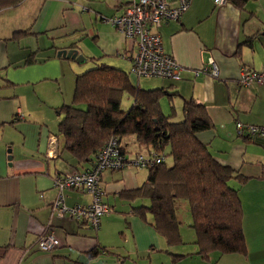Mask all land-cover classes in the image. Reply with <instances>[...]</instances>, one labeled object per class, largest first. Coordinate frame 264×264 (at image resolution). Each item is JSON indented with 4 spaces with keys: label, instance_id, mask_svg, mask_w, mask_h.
Instances as JSON below:
<instances>
[{
    "label": "crops",
    "instance_id": "obj_1",
    "mask_svg": "<svg viewBox=\"0 0 264 264\" xmlns=\"http://www.w3.org/2000/svg\"><path fill=\"white\" fill-rule=\"evenodd\" d=\"M131 1L22 0L0 8V264H264V137L240 136L236 126L242 122L264 127V81L249 87L238 82L243 68L264 73V0H248L242 6L231 0L222 5L192 0L179 20L157 29L165 52L183 67L182 79L143 77L157 79L148 88H162L173 105L180 102L183 107L184 100L195 99L207 107L213 128L199 133V139L216 160L246 179L230 184L242 202L247 253L215 251L203 258L194 232L183 228V243L169 247L136 213L149 202L125 195L147 181L148 168L128 166L103 173L109 211L99 231L71 216L52 214L58 197L55 177L90 169L95 161L93 156L79 163L58 133L61 116L56 109L72 103L81 74L77 61L58 57V52L74 48L87 62L123 70L129 63L131 68L136 44L104 21L121 14ZM88 38L98 55L82 53ZM211 60L219 76L196 75ZM53 111L57 120L40 118ZM121 145L129 159L147 153L135 135L122 138ZM91 199L86 192L65 191L70 207L88 205ZM45 232L60 241L52 251L37 246ZM171 255L183 257L175 261Z\"/></svg>",
    "mask_w": 264,
    "mask_h": 264
},
{
    "label": "trees",
    "instance_id": "obj_2",
    "mask_svg": "<svg viewBox=\"0 0 264 264\" xmlns=\"http://www.w3.org/2000/svg\"><path fill=\"white\" fill-rule=\"evenodd\" d=\"M21 1L0 0V8ZM231 1L242 6L248 0ZM125 94L134 100L127 111L122 108ZM164 95L162 88H140L122 68L96 64L77 75L72 103L56 109L61 116L58 133L64 138L65 149L82 163L93 156L96 160L99 150L112 138L121 144L122 138L135 135L147 153L165 154L167 150L172 163L168 165L165 159L148 168L147 181L125 192L131 199L149 201L136 213L173 247L183 243L178 208L184 200L191 213L190 227L199 255L208 259L215 251L246 254L242 202L239 190L230 184L232 180L245 183L246 179L216 160L199 139V133L213 128L207 107L195 99L184 100L183 119L173 121L162 110ZM121 150L126 155L122 145Z\"/></svg>",
    "mask_w": 264,
    "mask_h": 264
},
{
    "label": "built area",
    "instance_id": "obj_3",
    "mask_svg": "<svg viewBox=\"0 0 264 264\" xmlns=\"http://www.w3.org/2000/svg\"><path fill=\"white\" fill-rule=\"evenodd\" d=\"M222 5L226 0H214ZM192 0H177L170 4L166 0H132L123 12L104 21L111 23L127 40L136 44L137 52L132 57L130 75L138 82L139 79L163 78L178 81L182 79L183 67L177 60L166 53L160 33L157 29L169 21H177L189 8ZM126 57L127 54H121ZM219 76V68L214 60L196 72ZM264 73L243 68L238 82L242 87L254 83H262ZM237 132L243 135H260L264 137V127L237 122ZM165 154L139 153L129 159L122 153L117 138H112L96 155L94 165L87 170L72 171L55 177L54 186L58 189V197L52 204V214L65 217L71 216L80 222H86L93 230L99 231L102 219L108 213L109 206L104 202L105 188L102 181L103 173L108 170H123L128 166L150 168L164 162ZM66 190H78L91 195L88 205L70 207L65 202ZM60 245L59 239L51 232L43 233L37 242L42 251H52Z\"/></svg>",
    "mask_w": 264,
    "mask_h": 264
},
{
    "label": "rangeland",
    "instance_id": "obj_4",
    "mask_svg": "<svg viewBox=\"0 0 264 264\" xmlns=\"http://www.w3.org/2000/svg\"><path fill=\"white\" fill-rule=\"evenodd\" d=\"M91 38V37H90ZM92 40V39H91ZM88 39L85 40L86 43L83 44L81 50H82V53H84L85 55L87 56H96L99 54V51L97 50L96 47H91L89 46L88 44H90L92 41ZM88 43V44H87ZM94 46V45H92ZM83 56V59L82 60H86V57L81 54ZM116 58H120L119 56H116ZM116 58H112L114 59L113 61H116ZM78 66L79 68H81V73H83L84 71L92 68V67H95L96 66V63L89 60L88 62L85 61V63H80L78 62ZM112 63V62H110ZM109 65H112L113 64H109ZM129 63L125 66V70H127L126 72L129 74L131 80L137 84V81L135 80V78L133 76L130 75V66H128ZM77 66V67H78ZM79 70V71H80ZM80 73V72H79ZM154 81H157V79H144L142 78L139 86L142 88V89H152V88H155V87H152V88H148V85L152 84ZM31 98H33L32 95H30ZM133 98L131 96H129V94H125V96L123 97V100H122V108L127 111L129 110L132 105H133ZM180 102H176V104L174 103L173 105V102H170L168 97L167 96H163V98L161 99V107H162V110L163 112L167 115V116H171L172 117V120L173 121H180L183 119V113H182V107L179 105ZM29 104H31V102H29ZM175 110H174V108ZM38 113H36V116H37ZM46 118L48 121H51L53 119H58L57 115H56V112L53 111L52 114H49V113H46V114H43L42 116H40V118ZM60 117V116H59ZM54 125L58 126V123H54ZM164 153L167 155L166 156V163L168 165H170L172 163V158L168 156V151L165 150ZM149 202L147 199L145 200V202ZM178 213H179V216H180V219L182 221V225H181V229L183 228V230H188V232H190V234H192L194 231L193 229L190 227V224H191V213H190V210L188 208V205H187V202L182 200L180 205H179V208H178ZM192 232V233H191ZM191 245H186V247H190ZM167 253H165V256H166ZM163 257V255H162ZM173 258V255H171V260ZM156 261L160 262L159 259H156Z\"/></svg>",
    "mask_w": 264,
    "mask_h": 264
},
{
    "label": "water",
    "instance_id": "obj_5",
    "mask_svg": "<svg viewBox=\"0 0 264 264\" xmlns=\"http://www.w3.org/2000/svg\"><path fill=\"white\" fill-rule=\"evenodd\" d=\"M58 57H65L80 63L85 62V60H82L83 56L79 53V50L74 48L59 50Z\"/></svg>",
    "mask_w": 264,
    "mask_h": 264
}]
</instances>
